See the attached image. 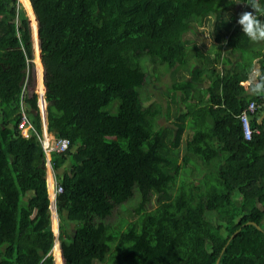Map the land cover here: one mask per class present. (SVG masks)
<instances>
[{
  "label": "trees",
  "instance_id": "16d2710c",
  "mask_svg": "<svg viewBox=\"0 0 264 264\" xmlns=\"http://www.w3.org/2000/svg\"><path fill=\"white\" fill-rule=\"evenodd\" d=\"M236 2L23 0L40 58L24 10L0 0V264H264V90L246 93L255 68L264 74V41L251 58L232 56L258 43L241 31ZM208 19L214 42L203 48L184 34ZM32 59L43 66L46 130L69 140L49 153L62 187L54 247L39 96L22 92ZM147 66L189 70L168 88L174 129L157 125L161 106L141 94ZM250 102L245 139L239 116Z\"/></svg>",
  "mask_w": 264,
  "mask_h": 264
},
{
  "label": "rangeland",
  "instance_id": "374dc122",
  "mask_svg": "<svg viewBox=\"0 0 264 264\" xmlns=\"http://www.w3.org/2000/svg\"><path fill=\"white\" fill-rule=\"evenodd\" d=\"M17 6L21 7L24 10L25 15L27 16V18L29 20V26H30L31 37H32L31 17L29 15L26 7L23 5L22 0H17ZM245 10H246L245 5L242 3H237V2L232 8V12H234V13L239 12V14H241ZM211 24H212V19L211 20L208 19L205 22V24L196 25L194 31H188L184 35H185V37L193 39L196 42V44L202 45L203 48H207L211 43L214 42V38H213V35L211 33ZM32 42H33V38H32ZM251 46H253V48H249V49L245 50L244 52H242L243 54L236 52V53H233L232 56L235 58H238V59H240L242 56L251 58L254 53L258 52V49H262L263 43L262 42H258L256 44L253 43L250 45V47ZM33 48L35 49L36 46H33ZM262 50L264 52V47ZM189 60L190 61L194 60L192 55H189ZM216 66H217V69L220 70V64H218ZM255 70H257V69L255 68ZM252 73H251V75H252ZM189 76H190L189 70L185 69L184 67L175 68V69L169 70V71L167 70L166 72H163V73H160L159 71L157 73H154L152 71L151 67L147 66V73H146V77H145V82H144L143 87L141 89V94H142V96L146 97L145 102H154L157 105L161 106V115L158 118L157 125H159L161 127H167L169 129H174V124H173L174 114H175L174 109L177 106H175L174 103L171 102V100H170L171 99V93L168 91V88L170 87V85L173 83L174 80L178 81V80H181L182 78L189 77ZM36 80H37L36 65L32 59V65H30L28 68V77H27L28 91L27 92L30 93V91H34L38 94L39 91H38ZM206 83L207 82L204 78L203 83H199L195 87V88H199V89L193 92V95H192L190 101L191 100L194 101L200 97V88H201V86H205ZM43 91H44V89H43ZM39 95H40V93L38 94V96ZM43 95H44V93H43ZM184 106L185 105L182 102H180V105L178 106V110L183 111L185 109ZM186 120H187L186 121V130L182 136V143H181L182 145H184L185 138H188L192 133L191 118L187 117ZM42 133H44L43 130H42ZM48 135L50 137L49 133H48ZM181 151L183 152L182 147H181ZM46 166H47L46 167L47 168V170H46L47 176L46 177H47V182H48V178L50 177L52 170L48 166V164H46ZM196 172L197 171L193 169L192 175H194V177L197 179ZM49 191H51V190H49ZM237 195L238 194H234L233 197L237 198ZM135 201L137 202V195L136 194L133 195L132 197H130L122 205H120V208H118V207L115 208L113 210L112 214L108 217L109 222L112 224H117L116 220L119 218V216L127 215L128 212L130 210H132L131 207L133 205L128 204V203L129 202H135ZM148 206H149V208L154 207L155 204L153 202H151V204H149ZM52 210L55 214L56 212L54 211L53 207H52ZM54 214L50 218L51 227H52V230L55 234V241H54L53 246L55 245V243L58 244V239H57L58 220H57L56 216L53 217ZM52 218H54V219H52ZM121 218H119V220H121ZM63 222H64L66 228L69 231H72L73 225H74L72 223L73 221H70V220L64 218ZM50 252L53 254V247H52ZM60 255H61V253H60ZM61 259H62V257H61ZM98 263H99L98 261H95V264H98ZM53 264H56V259H55L54 255H53Z\"/></svg>",
  "mask_w": 264,
  "mask_h": 264
},
{
  "label": "clouds",
  "instance_id": "9594fccd",
  "mask_svg": "<svg viewBox=\"0 0 264 264\" xmlns=\"http://www.w3.org/2000/svg\"><path fill=\"white\" fill-rule=\"evenodd\" d=\"M237 3H244L248 5L251 9V11L242 12L238 17L237 23L240 25L241 31L253 42L264 41V2H262V0H238ZM249 85H250V91L253 93L264 90V74H262L261 71L258 69L254 70L250 77ZM39 101H40V98H39ZM43 131L44 133L48 135V132L47 130L44 129V127H43ZM50 136H53V135L50 134ZM46 164H48V166L52 170L49 155L48 156L46 155ZM52 175L55 176L53 170L50 174L51 181L53 180ZM46 176H47V172H46ZM46 181H47V177H46ZM47 186H48V190H50L51 184H49V181L47 182ZM51 200L53 204L55 205V199L51 198ZM50 208L52 207L50 206ZM54 211L56 212V210ZM62 261H63V258H62Z\"/></svg>",
  "mask_w": 264,
  "mask_h": 264
},
{
  "label": "built area",
  "instance_id": "2783aa9c",
  "mask_svg": "<svg viewBox=\"0 0 264 264\" xmlns=\"http://www.w3.org/2000/svg\"><path fill=\"white\" fill-rule=\"evenodd\" d=\"M27 77H28V70H26V76L23 81L22 92H25L26 90H28ZM21 106H22V115L18 122V129L21 131L22 134L25 135L33 129V126L31 122L29 121L26 115V112L24 111L25 105H23L22 100H21ZM254 108H255L254 103L250 102L247 108L244 109L239 116L241 120L243 135L245 139H249L252 134V130L250 129L248 125L247 110L253 111ZM40 141H41L42 148L45 151L47 156L49 155L50 152L64 151L68 147V144H69V140L67 138L55 139L54 136L49 137L46 133L42 134V136L40 137ZM52 176H53V180L51 181L50 197L52 199H55L56 193L61 192L62 187L61 185L57 183L55 176L54 175Z\"/></svg>",
  "mask_w": 264,
  "mask_h": 264
},
{
  "label": "water",
  "instance_id": "95a60500",
  "mask_svg": "<svg viewBox=\"0 0 264 264\" xmlns=\"http://www.w3.org/2000/svg\"><path fill=\"white\" fill-rule=\"evenodd\" d=\"M34 16H35V15H34ZM35 20H36V17H35ZM36 25H37V21H36ZM36 38H37V41H38V48H39V35H38V28L36 29ZM33 50H34V48L32 47V51H33ZM39 57L41 58L40 48H39ZM40 60H41V59H40ZM41 64H42V63H41ZM42 70H43V66H42ZM42 74H43V71H42ZM43 79H44V77H43V75H42V81H43ZM43 85H44V84H43ZM44 91H45V85H44ZM44 91H43V93H44ZM43 93H42L41 95H39V98H42V101L44 102V105H43V106H40V104H39V107H40V109H41V113H42V124H43L44 129L46 130V115H45V104H46V102H45V99H44V95H43ZM263 116H264V112H263L262 115L259 117V119H258L259 122L261 121V119L263 118ZM50 206L53 207L54 210H55V205L53 204L52 201L50 202ZM247 223L253 224L256 228H258V229L261 230V227H260L257 223H255V222H253V221H249V222H247ZM236 232H237V230H236L234 233L231 234L230 239L236 234ZM218 260H219V259L216 260L215 264H218Z\"/></svg>",
  "mask_w": 264,
  "mask_h": 264
},
{
  "label": "crops",
  "instance_id": "0c3cea01",
  "mask_svg": "<svg viewBox=\"0 0 264 264\" xmlns=\"http://www.w3.org/2000/svg\"><path fill=\"white\" fill-rule=\"evenodd\" d=\"M34 22L35 21H33L31 24H34ZM35 65H36V69H38V70H42V66L40 65V63H39V61H36V63H35ZM40 77H39V75L37 74V84L38 83H40V81H42V77L39 79ZM248 87V86H247ZM246 93L247 94H251V91H250V88H246ZM54 214V212H52V215ZM56 216V218H57V220H58V224H59V217H58V214L57 213H55L54 214V216L53 217H55ZM55 218V219H56ZM53 219V218H52ZM58 224H57V227H58ZM58 233V232H57ZM63 262V261H62Z\"/></svg>",
  "mask_w": 264,
  "mask_h": 264
},
{
  "label": "bare ground",
  "instance_id": "6f19581e",
  "mask_svg": "<svg viewBox=\"0 0 264 264\" xmlns=\"http://www.w3.org/2000/svg\"><path fill=\"white\" fill-rule=\"evenodd\" d=\"M23 1V0H22ZM23 5H24V3H23ZM27 11H28V13H29V15H30V17H35L34 16V13H33V11H31V10H29V9H27ZM35 23H36V20H35ZM32 27V30H33V26H31ZM36 29H37V25H36ZM32 38H33V36H32ZM33 42H34V40H33ZM33 46H38V41H37V44H35V43H33L32 44ZM43 83V82H42ZM44 86V85H43ZM39 103L41 104L42 103V100L40 99V101H39ZM41 106H43V105H41ZM48 181H49V184H51V178L49 177L48 178ZM54 219V218H53ZM55 257V256H54ZM61 261H62V259H61ZM62 264H63V262H62Z\"/></svg>",
  "mask_w": 264,
  "mask_h": 264
}]
</instances>
